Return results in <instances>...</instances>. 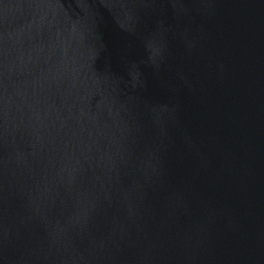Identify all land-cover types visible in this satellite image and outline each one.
<instances>
[{"label":"water","instance_id":"95a60500","mask_svg":"<svg viewBox=\"0 0 264 264\" xmlns=\"http://www.w3.org/2000/svg\"><path fill=\"white\" fill-rule=\"evenodd\" d=\"M0 264H264V0H0Z\"/></svg>","mask_w":264,"mask_h":264}]
</instances>
